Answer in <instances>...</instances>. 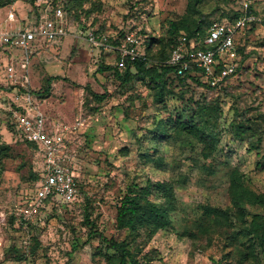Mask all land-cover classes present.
<instances>
[{
    "label": "rangeland",
    "instance_id": "obj_1",
    "mask_svg": "<svg viewBox=\"0 0 264 264\" xmlns=\"http://www.w3.org/2000/svg\"><path fill=\"white\" fill-rule=\"evenodd\" d=\"M0 1L6 3L0 28L26 27L38 17L32 0ZM187 2L86 0L89 14L75 9L82 17H67V39L28 50V79L21 76L27 71L21 66L24 49L0 52V264H108L115 250L105 238L132 240L128 230L117 227V206L130 185L147 179L172 183L176 202L167 228L132 241L141 264H264V233L263 245L256 242L255 250L243 233L254 214L264 216V205L246 204L242 220L230 197L235 172L243 184L264 193L262 25L238 34L239 69L226 86L212 91L173 76L162 100L149 80L120 83L113 70H98L117 65L116 53L78 37L88 27L103 29L99 32L111 41L133 30L140 52L158 55L166 47L159 39L185 13ZM244 3L203 0L200 7L216 19L221 10L242 11ZM250 7L264 19V0H251ZM151 38L156 43L149 47ZM11 62L16 81L7 75ZM22 90L35 95L51 123L68 128L80 122L67 131L77 198L45 203L30 215L43 160L12 128L11 108ZM191 115L218 138L214 146L172 128L179 116Z\"/></svg>",
    "mask_w": 264,
    "mask_h": 264
},
{
    "label": "built area",
    "instance_id": "obj_2",
    "mask_svg": "<svg viewBox=\"0 0 264 264\" xmlns=\"http://www.w3.org/2000/svg\"><path fill=\"white\" fill-rule=\"evenodd\" d=\"M47 3L40 17L26 27L12 29L0 28V52L10 51L13 48H22L27 52L23 66L27 69L22 77H28L30 55L28 50L37 48L43 42H54L68 35L66 11L61 5L52 6ZM251 0H245L244 13L234 21L214 22L203 39L205 48H198L195 40L188 43L186 35L180 36L170 55L168 63L178 68L179 73L197 67L201 69L204 79L212 86L221 85L225 79L236 72L238 66L237 36L252 23L262 25L261 18L248 13L247 8ZM14 14H10L13 18ZM84 42L106 52H115L117 66L124 68L128 60L143 57L140 52V40L133 30H127L118 43L110 41L108 33H101L94 27H88L82 34H78ZM40 47V46H39ZM37 50V49H36ZM15 62L7 65V75L16 81L18 74ZM221 64V67L219 65ZM17 94L14 106L11 108L12 119L22 136L29 141L38 143L43 152L44 161L42 174L33 198L32 211L36 212L45 205L50 198L52 201H74L79 193L75 171L71 165L72 154L68 149L67 131L78 128L80 122L72 127H62L48 121L46 114L38 107L36 97L28 90Z\"/></svg>",
    "mask_w": 264,
    "mask_h": 264
},
{
    "label": "trees",
    "instance_id": "obj_3",
    "mask_svg": "<svg viewBox=\"0 0 264 264\" xmlns=\"http://www.w3.org/2000/svg\"><path fill=\"white\" fill-rule=\"evenodd\" d=\"M46 1L52 6L61 5L65 9L67 17L68 15H71L74 18H81V12L86 15L90 13V10L84 7L86 0ZM32 2L36 14L40 17L47 6V3H39V0H32ZM202 2L203 0H188L185 13H183L179 19H173L169 25L168 35L159 39V42L164 43L166 47L163 51L159 52L158 55L149 52L136 60H128L127 65L124 68H119L117 65H100L98 70H113L115 77L118 78L120 83H130L137 77L142 80H149L157 89L158 97L161 100L163 99L164 92L167 88L168 80L173 76L178 77L179 81L184 84L194 80L212 91L219 90L223 86H226L232 77L236 75L239 69V64L236 72L227 77L221 85L212 86L204 79L201 69L193 67L183 73H179L176 66L168 63L172 49L180 36L186 35L188 43L195 40L198 48H205L206 45L203 43V39L214 22L223 20L234 21L244 13V11H241L240 9H235V11H229L228 13L225 10H221L220 15L216 19H209L200 7ZM5 5V2L0 1V8ZM75 9H81L82 11L75 13ZM247 12L254 13L251 7L248 8ZM84 18L85 17H83V19ZM261 20L262 24H264V19L261 18ZM254 24L256 23L250 25L253 27ZM250 25L246 26L244 29L250 27ZM97 30L104 31L103 29ZM181 30H184L185 33L180 34ZM111 42L118 43V37ZM153 43H156V40L151 38L148 46L151 47ZM239 49L240 45H237V51ZM240 60L241 59L239 58V61ZM219 67H221V64ZM93 94L99 99L105 97L104 93L94 92ZM12 121V128H16V131L22 136L13 119ZM242 126L243 125H240L241 129L243 128ZM172 128L175 129L180 136H190L195 139L205 140L212 146L218 142V138L210 132L208 127L205 126V124L195 115H191L187 119L179 116L174 122ZM164 134L167 135L168 133L164 132ZM22 138L38 151L44 161L43 152L38 143L26 140L23 136ZM41 174L42 170L40 172V177ZM240 180V175L237 172L233 173L230 184V197L234 207H236L238 215L243 220L246 214L245 205H264V193L256 192L252 188L243 184ZM50 202L53 201L49 198L46 203ZM175 202L176 195L174 192V186L166 180L153 181L147 179L143 184L135 183L130 185L117 206V227L121 230H128L130 236H132V240H128L127 238L118 239L115 237L105 238L107 246L115 250L113 254L108 255V264H141V260L138 259L137 252L132 246V241L139 236L145 235L147 237H152L160 229L167 228L172 222L169 213L175 209ZM213 211H215V208H213ZM243 230V233L248 235L251 240L250 248L252 250H255L256 242L261 241L260 244L263 245V241L260 238H262L261 235L264 233V216L254 214L249 225H244ZM260 231L263 232L259 234ZM143 258L146 261L150 260L146 254Z\"/></svg>",
    "mask_w": 264,
    "mask_h": 264
},
{
    "label": "crops",
    "instance_id": "obj_4",
    "mask_svg": "<svg viewBox=\"0 0 264 264\" xmlns=\"http://www.w3.org/2000/svg\"><path fill=\"white\" fill-rule=\"evenodd\" d=\"M67 37H68V36H65V37L60 38V39H58V40H61V39H64V40H65V39H67ZM58 40H57V41H58ZM47 118H48V117H47ZM48 121H49V119H48ZM49 122H50V121H49Z\"/></svg>",
    "mask_w": 264,
    "mask_h": 264
}]
</instances>
